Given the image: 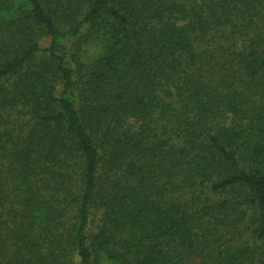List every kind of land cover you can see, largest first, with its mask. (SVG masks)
<instances>
[{"label": "trees", "instance_id": "1", "mask_svg": "<svg viewBox=\"0 0 264 264\" xmlns=\"http://www.w3.org/2000/svg\"><path fill=\"white\" fill-rule=\"evenodd\" d=\"M0 264H264V0H0Z\"/></svg>", "mask_w": 264, "mask_h": 264}]
</instances>
